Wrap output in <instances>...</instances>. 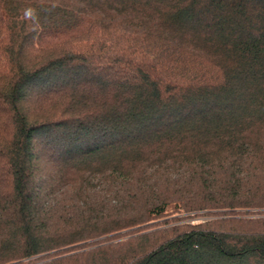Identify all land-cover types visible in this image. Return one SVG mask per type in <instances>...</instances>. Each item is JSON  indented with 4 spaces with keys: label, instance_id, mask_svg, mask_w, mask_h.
<instances>
[{
    "label": "trees",
    "instance_id": "trees-1",
    "mask_svg": "<svg viewBox=\"0 0 264 264\" xmlns=\"http://www.w3.org/2000/svg\"><path fill=\"white\" fill-rule=\"evenodd\" d=\"M0 264H264V0H0Z\"/></svg>",
    "mask_w": 264,
    "mask_h": 264
},
{
    "label": "clouds",
    "instance_id": "clouds-1",
    "mask_svg": "<svg viewBox=\"0 0 264 264\" xmlns=\"http://www.w3.org/2000/svg\"><path fill=\"white\" fill-rule=\"evenodd\" d=\"M27 15H30L31 13H26Z\"/></svg>",
    "mask_w": 264,
    "mask_h": 264
},
{
    "label": "rangeland",
    "instance_id": "rangeland-1",
    "mask_svg": "<svg viewBox=\"0 0 264 264\" xmlns=\"http://www.w3.org/2000/svg\"><path fill=\"white\" fill-rule=\"evenodd\" d=\"M160 220V219H159ZM158 221V220H157ZM177 222H179V221H177ZM180 222H182V221H180Z\"/></svg>",
    "mask_w": 264,
    "mask_h": 264
}]
</instances>
